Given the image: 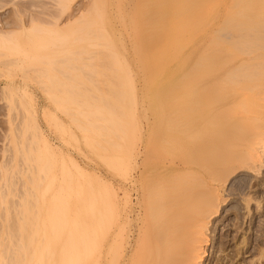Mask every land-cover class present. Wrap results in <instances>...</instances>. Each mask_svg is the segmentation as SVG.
I'll return each mask as SVG.
<instances>
[{"label":"bare ground","instance_id":"1","mask_svg":"<svg viewBox=\"0 0 264 264\" xmlns=\"http://www.w3.org/2000/svg\"><path fill=\"white\" fill-rule=\"evenodd\" d=\"M119 1L89 0L63 23L61 9L48 10L45 21L37 10L28 21L15 13L6 24L12 30L0 29V50H8L0 52V69L28 63L32 74L25 69L0 93L19 141L0 166V264H203L225 183L261 163L264 0H139L133 16L123 4L130 10L134 0ZM111 5L115 16L106 10ZM124 38H131L128 59ZM31 39L40 54L10 57L24 54L20 40ZM135 79L163 86L162 103L138 106ZM30 82L48 86L54 111L45 107L42 117L60 132L55 109L74 112L71 124L95 151L98 138H107L110 191L100 181L84 185V172L43 136ZM72 86L119 87L75 100Z\"/></svg>","mask_w":264,"mask_h":264},{"label":"rangeland","instance_id":"2","mask_svg":"<svg viewBox=\"0 0 264 264\" xmlns=\"http://www.w3.org/2000/svg\"><path fill=\"white\" fill-rule=\"evenodd\" d=\"M11 1L9 2V0H0V6L3 5L0 8V26L2 25L0 27V29L3 28V30H12L11 28H6V24H11L10 23L11 21L13 22V20L16 16L15 13H18L21 20L28 21L27 19H28L29 15L30 16H32V14L34 15L36 10L38 11V13L36 12L35 15H36L38 20L39 19L41 20L44 18H45V20H47L48 19L47 15L49 12L48 10H50V12H51L54 10L58 11V9H61V11L59 10L61 12L60 13L61 17H59V20H60V22L63 23L67 20V18L70 15L74 16V18L78 17L79 13L82 12L81 9H85L87 4L89 3V0H71L72 3L71 2H59L56 0H39L40 2L44 1L43 2L44 6H43V5H41L42 2L40 3L38 0H32V2H34V3H35V1H38V2H36L35 4H32V6L33 5L34 6L31 9L32 6H30L29 0H28L29 6H27V3H26L27 0L26 1L25 0H11ZM22 1H24L25 4L22 3ZM61 1H64V0H61ZM68 1H70V0H68ZM138 1L139 0L133 1L130 10L126 9V8H128L126 6V4L122 3L124 5V6L123 5L122 6H123L124 10H126L127 12L130 11V14L133 16L132 9L136 5V3L138 4ZM121 2H122V0L119 1V4ZM153 2L155 3V0H153ZM14 3H16L17 6ZM37 3H39V6L37 5ZM59 3H64V5L62 4L64 7L63 6L58 7L57 4H59ZM138 5H139L138 7H140L142 5V2H140ZM35 6H36V9H35ZM42 6L45 8H43ZM113 6L114 5H111V7L110 6L106 7V10L108 9V12L110 11V13L115 16V11H114ZM29 7H30V9H29ZM40 7H42V9ZM153 7H154V9H157L158 5L155 4ZM43 9H44V11H43ZM59 11H58V13H59ZM150 11L151 10H149V7H147L145 15L147 16V12L150 13ZM154 11H156V10H154ZM154 11H152V12H154ZM41 12H42V14H40ZM152 12H151V14H152ZM66 15H67V17H66ZM142 15H144V14H141L140 17H139V15H137V18L139 21H141L142 18H144V16H142ZM38 17H40V18H38ZM45 20H41V21H45ZM3 21H5V22H3ZM22 39H24V38H22ZM69 41H72V38H69ZM24 42L26 43L25 40H20V43H21L20 45H22L24 47L22 52L23 53L25 52V53L22 55L21 54L20 55H11L10 56L11 58L24 60L27 58L26 56H30V57H31V55L35 56V55H38V53L40 51L41 52L43 51V49L38 48L37 42L35 43L33 41V39H31V41L29 40V42L27 41V44H24ZM123 43H124V47H125L123 54L128 59V58H130V56L132 54L131 38H124ZM36 47H37V49H36ZM32 48H34L33 51H32ZM35 49H36V51H34ZM0 52L8 54L7 49L0 50ZM36 52H38V53H36ZM10 57L8 56V57H3V58H5V60H7ZM23 57H26V58H23ZM3 58L1 60L5 61ZM26 61L28 62V60H26ZM24 64H23L24 65L23 68H19V69L15 68L14 66L11 67L12 65L4 66V67H2V69H0V93L2 95L6 91L5 89L8 87L7 85L9 83H11L12 81L19 82L22 79L21 77H22L23 73H25L24 72L25 69H26V72L28 73V71H29L28 68H29L30 64H28V63H24ZM7 69H9V70H7ZM14 69L16 71H14ZM22 69H23V71H22ZM5 71L9 72L8 75L6 74ZM20 73H22V75ZM20 75H21V77H20ZM28 75L30 76L32 74L28 73ZM39 84L40 83L30 82L27 84V86L32 91V100H33L34 104L37 106V112H38V118L37 119H38V123H39L38 125L40 128V131L43 132L42 133L43 136H45L47 141L53 147H57L58 149H60L66 155L67 158L71 159L84 172L83 178L81 179L84 182L83 183L84 185H90V186H94L96 188L97 181H100L101 183H103L105 185V187L108 189V191H110V187L112 185V173H111V168H110V161H108V160L111 159V152H110V144H108V142L105 141L107 138H105V136H100V138H98L99 145L101 148L98 146L97 151H95L94 149H92L87 144L85 138L83 137L82 133L79 130V127L75 128L76 125L78 126V123L73 122L72 123L73 125L71 124L69 119L71 117V114L74 112L68 111V113H66V114H69V113L70 114L66 115L60 109H55V115L59 119H61L60 121H62V125H63V130H61L63 132H60V130L53 125L49 116H48V119H47V115L46 116L43 115L44 117H42V110L45 107L49 106L50 108L49 107L48 108L51 110H52V108L54 109V107L51 106L52 101L50 100V98L47 97V95L45 93V88L48 86H42V84H40V85ZM134 84H135V86H130V87L133 90V94H134L135 99H136V104H138V106L144 105V104L145 105L146 104L158 105L159 103H162L161 102V99H162L161 95H162L163 89H164L163 86L162 87L161 86H145V87H143V86H140V82L137 79L134 80ZM38 87H40V88H38ZM72 87L73 88L75 87L74 88L75 96H73V93H72V97H75V100H79V98H80L79 94L84 95L83 97H81V99L82 98H85V99L92 98L93 96H95L97 94H99V95H97L98 97H101L104 95V93L106 91L108 93V91H110L111 89H118L119 86H114V87L113 86H102V87L101 86H72ZM81 87H82V90L78 89ZM103 87L105 89L106 88L107 89L106 90L102 89ZM86 88H87V90H86ZM97 88H98V90H96ZM1 90H2V92H1ZM80 90H81V92L84 91L85 93H80ZM85 94L88 96L91 95L92 97L91 96L87 97V96H85ZM100 94H102V95H100ZM1 98H2V96H0V99ZM49 101H50V103H49ZM171 106H174V104ZM7 109H8V106H7L6 102L1 99L0 100V166L4 164L3 161L5 162V160H6V162L8 161V159L11 161L15 144H17L19 142L18 140L15 139L16 132H15L14 127L16 128L17 125L14 126L12 124L11 126H9V123L7 122V119H8L7 117H9L10 116L9 114H11V113L7 112ZM172 109L173 108H171V111H172ZM52 111H54V110H52ZM143 111H145L144 108H141V106L138 107L139 113L140 112L143 113ZM14 116H15V118H17L19 116L18 111L15 112ZM62 117H66L68 120L65 118H62ZM147 117H148L149 121L153 122V127L151 128V131L153 132V134H157L158 132H160L161 129H160L158 123L157 122L155 123V121H153L154 116H152L149 111H148ZM17 121H18V119H16L15 122L17 123ZM141 121L144 122L143 119H141ZM46 122H49L50 124H52L51 125L52 128ZM81 123L82 122L80 121V124ZM101 126H102V124L100 125L101 129L103 126L106 128L105 123L102 127ZM102 132H103V130H102ZM28 134L25 135V138H26V136L28 137ZM59 134H60V136H59ZM5 140H6V142H4ZM104 143H105V145H104ZM99 148H100V150H103V151L100 152V150H98ZM3 151H4V153H2ZM8 152L10 155L8 154ZM98 155H100V156H98ZM6 156H7V159H5ZM104 156L105 157L107 156L105 158L107 160H104ZM260 156H261L260 157L261 163H258L256 165V167H254V170H250V171L244 170L242 172H239L238 174H236L232 178H229L227 180V182L225 183L223 190H222V193H221L223 198H225V201L220 203V205L218 207V212H217L215 219H214V222H213L212 226L209 224V230L206 232L207 244H206L205 249H207L208 256L205 258L203 264H215V263L220 264L218 262H221V264H228V263L229 264H264V151L261 153ZM2 157H3V159H2ZM9 157H11V158H9ZM17 157L18 156H16L15 160H17ZM18 160L19 161H17V162L13 161L14 162V164H13L14 168L12 169V171H14V169H15L14 172H17V170L20 169L21 163H20V159H18ZM103 163H105V164H103ZM18 165H19V167L17 168ZM17 176L18 175H16L14 177V180L17 184L16 188H17V186L20 187V185H18V184H21L19 182V181H21V176L19 175L20 176L19 180H17L18 179V178H16ZM0 185H1V183H0ZM18 189L20 192V188H18ZM85 193L84 194L82 193L83 196H85ZM86 196H87V193H86ZM218 245H221V246H218ZM219 248H223V249L221 250ZM232 250L238 251L239 253L237 255H235V253L232 252ZM221 251H222V253H221ZM226 257H228V258H226Z\"/></svg>","mask_w":264,"mask_h":264}]
</instances>
